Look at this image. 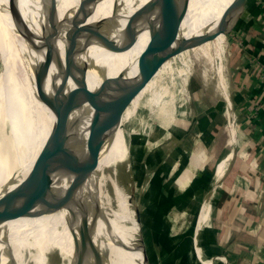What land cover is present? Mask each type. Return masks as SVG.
I'll list each match as a JSON object with an SVG mask.
<instances>
[{"label":"rangeland","instance_id":"obj_1","mask_svg":"<svg viewBox=\"0 0 264 264\" xmlns=\"http://www.w3.org/2000/svg\"><path fill=\"white\" fill-rule=\"evenodd\" d=\"M147 1L121 0L120 17L142 8ZM207 2L199 1L184 15L181 25L186 35L208 27L211 21L215 20L218 13L216 3L219 6L221 0H215L213 7ZM249 11L252 13L250 15L245 13L231 34L220 36L213 41L214 43H206L184 53V60H190L186 71L185 67H179L180 63L177 62L175 65L172 64V71H163L155 80L152 78L126 108L122 121L109 133V166L112 171L111 173L107 170L101 171L97 180L91 183L93 189L90 193L94 194L95 204L91 205L89 202L91 207L89 236L93 251L99 252L112 247L116 239L105 217H98L100 214L98 207L102 201L101 191H105V187L106 196L111 200L108 210L113 225L119 220L116 210L122 213L124 223L129 224L135 264H197L192 235L197 232L200 223L202 227L198 234V246L204 260L212 258L207 256L206 238L205 236L203 238L210 207L203 216L200 211L209 185L205 176L199 173H193L189 183H183L179 187L174 184L184 175L182 168L185 160H188L182 158L181 163L174 161L178 154L179 156L184 154L181 143H177L179 140L183 141V131L178 130V134L175 132L181 127V122L193 116L197 105L213 101L209 100L207 95L222 101L223 104L220 102L217 108L219 110L220 106V110L223 109L227 117L225 127L230 132L231 126L227 121L232 115L230 111L232 112L233 106H229V101L225 99L224 90L231 94L234 89L237 82L235 58L239 56V48L242 41L245 42V35L252 34L254 25L262 15L264 16V0H258L256 8L251 7ZM212 12L214 18L211 20ZM255 19L257 21L254 23ZM126 30L116 34L115 39L123 38ZM54 31L53 28L47 29L39 39L32 36L28 50L18 49L20 63L23 65L34 57ZM130 31L134 33L133 44L123 52H115L116 74L132 65L140 53V43L148 36L147 31ZM219 43L222 45L221 51L218 48ZM237 60H240V56ZM0 64L1 74L3 71L1 51ZM166 65L167 62L160 70ZM181 68L185 72L179 71ZM233 125L238 130L235 119ZM10 138L6 130L0 131V158H4L11 145L15 143ZM231 155L232 151L226 158L230 159ZM100 163L98 160L97 168ZM226 163L223 160L219 164L215 179L221 175ZM185 178L187 179L186 176ZM136 213L139 222L136 220ZM114 231L120 238L119 228L117 230L114 228ZM136 248L138 252H145L147 263L144 257L137 255ZM64 262L59 251L54 248L48 251L47 264ZM219 262L214 259L212 264Z\"/></svg>","mask_w":264,"mask_h":264},{"label":"water","instance_id":"obj_2","mask_svg":"<svg viewBox=\"0 0 264 264\" xmlns=\"http://www.w3.org/2000/svg\"><path fill=\"white\" fill-rule=\"evenodd\" d=\"M95 1L81 0L77 6L79 20H71L63 61L58 63V83L49 93L40 90L39 78L35 83L38 99L48 107L49 130L28 169L11 175L0 190V264H18L8 239L15 222L58 210L68 219L74 264H82L84 252L93 247L89 202L94 205L95 201L88 186L95 174L96 150L101 141L122 121L126 108L152 78L172 71V64L177 62L186 71L190 60H184V53L231 34L244 14L252 13L249 8L258 4V0H232L214 24L186 35L181 22L188 0H148L139 15L145 19L149 9L155 10L147 24L146 46L130 67L121 69L114 77L104 76L97 86L90 87L86 81L88 69L101 74H105V69L88 57L89 48L96 45L107 51L123 52L134 42V33L127 28L123 38L114 39L112 25L106 19L103 29L86 22ZM9 2L10 17L22 37L27 24L18 11L19 0ZM165 62L167 65L160 70ZM179 71L185 72L182 68ZM135 215L138 221V214ZM143 255L147 263L145 252Z\"/></svg>","mask_w":264,"mask_h":264},{"label":"bare ground","instance_id":"obj_3","mask_svg":"<svg viewBox=\"0 0 264 264\" xmlns=\"http://www.w3.org/2000/svg\"><path fill=\"white\" fill-rule=\"evenodd\" d=\"M80 1L19 0L17 8L27 24L25 34L20 37L16 31L17 27L10 17L9 7L11 4L9 0H0V51L3 60V71L0 74V131L6 130L11 141L14 140L13 142H15L9 148L7 155L0 158V190L11 175H19L28 169L47 135L50 115L45 101H40L37 97L35 83L38 82L37 79L39 78L40 90L46 93H49L50 89L58 83V71L61 66L58 63L63 61L64 49L72 27L71 20H79L76 9ZM199 1L201 0H188L185 14ZM207 1L210 7L214 6L215 0ZM120 3L121 0L95 1L86 22L103 29V19H106L112 25L111 34L114 39L116 34L126 28L147 31V24L151 21L155 10L151 12L152 9H149L145 19L139 16L143 13V8L132 10L120 17ZM211 14L212 20L214 13ZM218 18L216 16L210 25L214 24ZM135 21L136 24H134ZM49 28L55 29L54 33L44 42L39 52L22 65L19 60L18 49L25 48L28 50L32 36L39 39ZM148 36L140 43V52L146 46ZM87 55L105 69L103 72L105 74L98 73L92 68L88 69L86 76L88 86H97L104 76H116L115 52L98 48L95 45L89 48ZM218 59L220 61V57ZM227 122L229 123V121ZM230 126L231 134L234 136L235 127L234 125ZM108 141L109 135L97 147V161L99 160L101 163L99 168L96 167L95 174L89 180V193L93 189L91 183L97 180L101 171L107 170L110 173L112 171L111 166H109ZM104 190L101 191L102 201L98 207L100 210L98 217H105L110 224L116 237L115 243L112 244V247L99 252L93 251L91 247L87 248L83 254L82 264H135L132 256L133 248L129 224L124 223L122 213L115 209L119 214V220L117 224L113 225L108 210L111 200L106 196L105 187ZM208 195L203 200L200 210L201 216L206 214L209 209ZM67 221L65 213L58 210L37 218H21L15 222L9 230L8 239L17 263L46 264L47 251L54 248L62 254V258L65 260L63 264H74L73 241ZM201 227L202 224L200 223L196 232V245H198V234ZM114 228L116 230L119 228L120 238L116 235ZM197 248L199 257L203 259L200 247Z\"/></svg>","mask_w":264,"mask_h":264},{"label":"crops","instance_id":"obj_4","mask_svg":"<svg viewBox=\"0 0 264 264\" xmlns=\"http://www.w3.org/2000/svg\"><path fill=\"white\" fill-rule=\"evenodd\" d=\"M231 1L221 0L219 6L216 3L218 17ZM245 36L239 48L240 60L239 56L235 58L237 82L231 94L224 90L225 99L233 106L230 120L235 119L238 124L235 135L225 127L227 117L223 109L217 108L222 101L209 95L208 99L213 101L197 105L199 111L194 109L193 116L183 120L175 132L183 131V141L177 143H181L184 154H178L174 161L188 160L182 168L184 175L174 184L179 187L189 183L193 173H199L205 176L210 189L206 192L210 209L203 238L207 256L212 258L199 257L195 232L192 245L197 264H212L214 259L221 262L218 264H264L263 15L254 25L253 33ZM231 151L230 159L226 158ZM223 160L226 166L215 179ZM136 250L143 258V252Z\"/></svg>","mask_w":264,"mask_h":264},{"label":"built area","instance_id":"obj_5","mask_svg":"<svg viewBox=\"0 0 264 264\" xmlns=\"http://www.w3.org/2000/svg\"><path fill=\"white\" fill-rule=\"evenodd\" d=\"M227 102H228V101H227ZM229 118H230V117H229ZM229 121H232V119H231V120L229 119ZM229 123H230V125H233V121H232V122H229Z\"/></svg>","mask_w":264,"mask_h":264}]
</instances>
